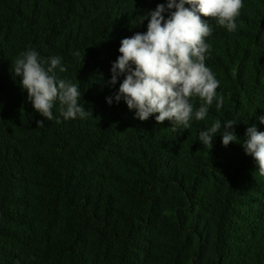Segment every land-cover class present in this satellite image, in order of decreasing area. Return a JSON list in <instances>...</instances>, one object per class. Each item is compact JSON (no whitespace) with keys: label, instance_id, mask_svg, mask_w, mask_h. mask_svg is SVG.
Segmentation results:
<instances>
[{"label":"trees","instance_id":"obj_1","mask_svg":"<svg viewBox=\"0 0 264 264\" xmlns=\"http://www.w3.org/2000/svg\"><path fill=\"white\" fill-rule=\"evenodd\" d=\"M166 3L0 0V264H264V176L242 147L248 127L264 132V0H243L235 32L201 17L217 97L176 131L106 102L124 79L108 84L121 41ZM32 49L62 58L58 78L92 116L66 121L58 102L51 121L34 110L12 71ZM216 120L221 132L237 121L238 141L201 145Z\"/></svg>","mask_w":264,"mask_h":264},{"label":"clouds","instance_id":"obj_2","mask_svg":"<svg viewBox=\"0 0 264 264\" xmlns=\"http://www.w3.org/2000/svg\"><path fill=\"white\" fill-rule=\"evenodd\" d=\"M242 7L243 0H167L166 4L157 5L155 11L139 19V23L148 20L146 33L138 32L121 41L118 50L121 55L112 64L108 84L115 86L120 77L124 79L118 92L106 98V102L111 106L113 100L119 103L123 99L129 110H135V118L147 121L155 116L160 125L170 121L173 131L181 126L188 129L193 116L196 121H203L217 97L219 81L205 64L209 50L205 39L212 35V28L201 17L214 19L231 33L237 30L236 19ZM57 70L66 71L61 57L45 61L35 49L22 52L12 67L15 76L21 78L20 86L27 92L29 102L44 120L55 119L56 102L60 116L66 121L92 116L80 103L79 86L58 78ZM194 98L203 102L195 112ZM222 105L221 97L217 110ZM258 120L264 124V116ZM36 123L42 126L44 121ZM236 123L226 121L221 132V122L216 120L199 132L200 144L212 149L218 133L224 146L237 142ZM242 147L264 176V132L258 131L256 125L248 127Z\"/></svg>","mask_w":264,"mask_h":264}]
</instances>
